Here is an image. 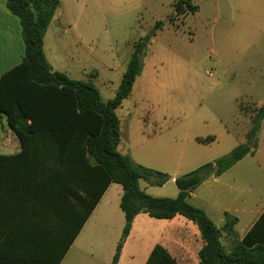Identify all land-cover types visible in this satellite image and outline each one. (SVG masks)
I'll return each mask as SVG.
<instances>
[{
  "label": "rangeland",
  "instance_id": "obj_1",
  "mask_svg": "<svg viewBox=\"0 0 264 264\" xmlns=\"http://www.w3.org/2000/svg\"><path fill=\"white\" fill-rule=\"evenodd\" d=\"M174 1L60 0L54 13L59 25L54 32L48 29L43 39L53 70L90 80L102 101L113 98L127 59L139 44L141 70L115 109L121 132L118 150L130 153L136 164L167 174L164 183L148 187L157 197L176 196L171 176L246 144L252 138L245 134L242 139L246 115L251 122L258 110L246 94L264 93V39L255 34L264 24V0H191L195 7L179 12ZM248 159L233 169L240 172ZM253 174L263 181L253 186H264L263 162ZM236 186L241 188L239 182ZM148 219L154 222L148 225L146 242L162 244L171 222ZM131 241L121 264H129ZM222 241L228 249L225 236Z\"/></svg>",
  "mask_w": 264,
  "mask_h": 264
},
{
  "label": "trees",
  "instance_id": "obj_2",
  "mask_svg": "<svg viewBox=\"0 0 264 264\" xmlns=\"http://www.w3.org/2000/svg\"><path fill=\"white\" fill-rule=\"evenodd\" d=\"M59 2L5 0L7 9L19 20L23 55L18 64L0 75V124L4 117L21 146L15 155L0 154V196L6 192L20 203L17 223L9 233L0 231V264L43 261L55 248L50 240L49 215L71 227L67 243L59 247L52 263L57 264L111 182L122 187L119 206L124 225L110 264H116L132 220L139 212L158 219L180 214L196 224L201 239L199 264H264V212L226 250L220 236L222 231L231 232L236 218L225 213V222L217 227L203 209L186 200L204 179L221 174L251 146L238 144L213 162L175 177V197L146 193L139 186L140 179L162 184L167 174L136 164L129 154L117 149L121 132L115 113L141 70L139 44L127 59L113 98L102 101L90 80L70 78L53 70L46 60L43 36ZM172 6L177 12L195 7L190 0H175ZM263 113L264 106L260 105L247 137L255 136ZM9 239L13 244H5ZM144 264L178 263L166 248L155 244Z\"/></svg>",
  "mask_w": 264,
  "mask_h": 264
},
{
  "label": "crops",
  "instance_id": "obj_3",
  "mask_svg": "<svg viewBox=\"0 0 264 264\" xmlns=\"http://www.w3.org/2000/svg\"><path fill=\"white\" fill-rule=\"evenodd\" d=\"M58 25V17L54 14L45 30L43 39L48 29L54 32ZM258 28L255 34L257 37L264 39V24L258 26ZM262 51L264 63V48ZM22 55L23 41L19 20L7 9L5 0H0V75L18 64L22 59ZM246 96L248 101L255 103L256 106L263 105L264 93L262 96L253 97L250 91H248ZM246 118L247 123L242 132V139H244V135L247 134L251 127L249 115H246ZM140 131L141 134L150 135L145 129H141ZM252 139L254 144L244 156L221 174L204 179L186 197L188 202L192 200V202H189L190 204L203 209L213 223L212 217H216L217 224H214L217 227H221L225 222V213L236 218L231 232L222 231L220 236L223 245L225 244L222 241V236H225L229 244H231L228 249L225 248L226 250L231 248L233 241L240 240L264 212V186H253L255 181L259 182L260 180L253 173L255 171L259 172L262 169V162L264 163V113L260 120L259 128ZM20 148L17 136L13 129L6 124L3 117L0 124V154L15 155L20 151ZM128 154L132 159L131 154ZM247 156H250L249 161L240 167V172L235 171L233 168L237 167V164ZM153 168L155 167L151 169ZM227 172L231 173L225 179H221ZM238 173L239 181L236 178ZM228 178H230L229 183H227ZM170 179L174 180L175 176H171ZM141 180H143L144 184L141 186L139 180L140 188L149 194L148 187L152 182L144 179ZM237 182L240 183L241 188H237ZM260 182L263 181L260 180ZM200 186H204L202 191H199ZM121 195L122 187L120 184L111 182L107 185L78 232L68 242V246L61 254L57 264H110L124 225V214L119 206ZM19 205L20 203L17 198H13L10 194H6V192L5 194H1L0 231L9 233L13 224H15L14 222L19 220ZM148 217L151 216L144 212H139L134 216L128 235L121 245L116 264H121L122 262L123 250L128 239L132 240L128 251L129 264H144L152 247L155 244H159L156 242H146L145 240L147 231H149L148 225L154 222L148 219ZM48 219L50 221L49 230L52 234L50 240L51 244H53L52 246L55 248L49 250L48 254L44 256L45 259L43 261L38 260L34 264H52L60 249L59 247H62L68 241L71 227L62 225L52 215H49ZM164 220H168L167 222H171V224L169 223L170 225L166 228L165 233H167V236L160 245L166 248L178 264H199L197 253L201 247V239L198 228L196 231L186 221V218L180 214ZM135 222H137L136 225ZM138 230L139 235L137 234ZM5 244H13V242L9 239Z\"/></svg>",
  "mask_w": 264,
  "mask_h": 264
},
{
  "label": "water",
  "instance_id": "obj_4",
  "mask_svg": "<svg viewBox=\"0 0 264 264\" xmlns=\"http://www.w3.org/2000/svg\"><path fill=\"white\" fill-rule=\"evenodd\" d=\"M145 40H147V37L145 38ZM264 106V105H263ZM251 140L252 138H250L247 142H246V145L250 146L251 145ZM190 190V187L187 188V191Z\"/></svg>",
  "mask_w": 264,
  "mask_h": 264
},
{
  "label": "built area",
  "instance_id": "obj_5",
  "mask_svg": "<svg viewBox=\"0 0 264 264\" xmlns=\"http://www.w3.org/2000/svg\"><path fill=\"white\" fill-rule=\"evenodd\" d=\"M207 74H208V75H211V72L208 71Z\"/></svg>",
  "mask_w": 264,
  "mask_h": 264
}]
</instances>
